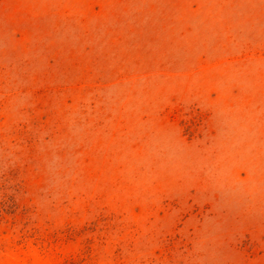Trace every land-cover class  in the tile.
I'll return each instance as SVG.
<instances>
[{"label":"rangeland","instance_id":"rangeland-1","mask_svg":"<svg viewBox=\"0 0 264 264\" xmlns=\"http://www.w3.org/2000/svg\"><path fill=\"white\" fill-rule=\"evenodd\" d=\"M0 264H264V0H0Z\"/></svg>","mask_w":264,"mask_h":264}]
</instances>
